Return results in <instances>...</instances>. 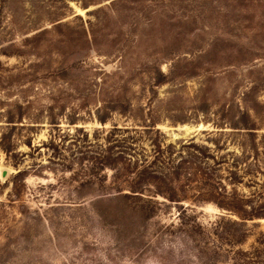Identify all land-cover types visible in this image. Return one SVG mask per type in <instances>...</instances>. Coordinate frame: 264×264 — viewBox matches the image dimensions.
Listing matches in <instances>:
<instances>
[{
	"label": "rangeland",
	"instance_id": "rangeland-1",
	"mask_svg": "<svg viewBox=\"0 0 264 264\" xmlns=\"http://www.w3.org/2000/svg\"><path fill=\"white\" fill-rule=\"evenodd\" d=\"M0 264H264V0H0Z\"/></svg>",
	"mask_w": 264,
	"mask_h": 264
},
{
	"label": "water",
	"instance_id": "water-1",
	"mask_svg": "<svg viewBox=\"0 0 264 264\" xmlns=\"http://www.w3.org/2000/svg\"><path fill=\"white\" fill-rule=\"evenodd\" d=\"M4 176H5V174L3 173V174H2V177H4Z\"/></svg>",
	"mask_w": 264,
	"mask_h": 264
}]
</instances>
